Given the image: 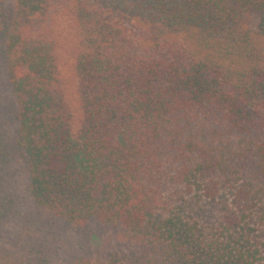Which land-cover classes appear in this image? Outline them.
<instances>
[{
  "label": "trees",
  "instance_id": "1",
  "mask_svg": "<svg viewBox=\"0 0 264 264\" xmlns=\"http://www.w3.org/2000/svg\"><path fill=\"white\" fill-rule=\"evenodd\" d=\"M263 230L264 0H0V264H264Z\"/></svg>",
  "mask_w": 264,
  "mask_h": 264
},
{
  "label": "rangeland",
  "instance_id": "2",
  "mask_svg": "<svg viewBox=\"0 0 264 264\" xmlns=\"http://www.w3.org/2000/svg\"><path fill=\"white\" fill-rule=\"evenodd\" d=\"M34 1L35 3H39L42 0H34ZM34 9L39 11L38 5ZM36 10L34 12H37ZM34 12H31V13H34ZM183 207H189V208L192 207V212L194 213L193 214L194 217L199 219L200 223H202L203 225H212L216 223L217 219H219L217 211L215 209L212 210V205L210 203H196L195 199H192L190 202H188ZM204 211H206V215H204L205 214ZM207 216L209 217L208 219H207ZM263 235H264V230H263Z\"/></svg>",
  "mask_w": 264,
  "mask_h": 264
}]
</instances>
